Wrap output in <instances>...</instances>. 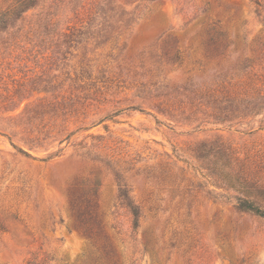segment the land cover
I'll return each instance as SVG.
<instances>
[{
    "label": "rangeland",
    "instance_id": "rangeland-1",
    "mask_svg": "<svg viewBox=\"0 0 264 264\" xmlns=\"http://www.w3.org/2000/svg\"><path fill=\"white\" fill-rule=\"evenodd\" d=\"M17 2L0 0V264H264V218L203 146L264 188V0Z\"/></svg>",
    "mask_w": 264,
    "mask_h": 264
},
{
    "label": "trees",
    "instance_id": "trees-1",
    "mask_svg": "<svg viewBox=\"0 0 264 264\" xmlns=\"http://www.w3.org/2000/svg\"><path fill=\"white\" fill-rule=\"evenodd\" d=\"M23 2L32 3L33 0H19L17 4L20 6ZM31 5H28V8ZM8 15V14H7ZM5 15V16H7ZM10 17V13L9 16ZM6 18H3V23H5ZM207 146V148H211L208 150V154H213L214 152L218 155L219 151L223 150L225 157L223 159H219L220 161V170H217V177L227 186H231L236 189L242 196L237 199V209L241 212H249L258 217L264 218V188L257 185V183L251 181L247 176H243L242 170H237L233 167V163L231 161L232 157H229V152L225 149V147L218 146ZM217 151V152H216ZM205 154V151L201 152ZM223 155V154H222ZM121 196H124L127 200L128 208L130 209L132 215L134 216V225L136 228L139 227V218L140 212L138 208L133 205L129 196H127V190L121 189ZM83 215L79 216V220L83 223V217L91 216V214L86 215V213H82Z\"/></svg>",
    "mask_w": 264,
    "mask_h": 264
}]
</instances>
